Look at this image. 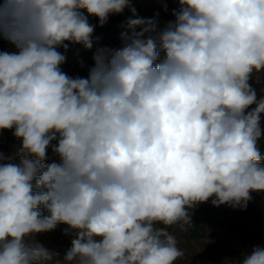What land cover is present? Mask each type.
Returning a JSON list of instances; mask_svg holds the SVG:
<instances>
[{
	"label": "clouds",
	"instance_id": "1",
	"mask_svg": "<svg viewBox=\"0 0 264 264\" xmlns=\"http://www.w3.org/2000/svg\"><path fill=\"white\" fill-rule=\"evenodd\" d=\"M177 2L157 41L158 14L131 0H0L15 49L0 51V132L19 141L0 151V264H176L167 226L264 193V97L250 83L264 72V0ZM126 8L119 48H98L86 78L62 71L65 42L93 47L80 9L103 27ZM59 224L62 259L29 243ZM224 264H264V245Z\"/></svg>",
	"mask_w": 264,
	"mask_h": 264
},
{
	"label": "rangeland",
	"instance_id": "2",
	"mask_svg": "<svg viewBox=\"0 0 264 264\" xmlns=\"http://www.w3.org/2000/svg\"><path fill=\"white\" fill-rule=\"evenodd\" d=\"M131 3L136 9V13L142 14L145 18L150 19L158 14L159 23L174 20L171 12L180 7L177 0H131ZM165 3L167 11H164ZM124 12L132 13L127 8ZM1 42L0 51L15 50L9 42L5 44ZM92 66L91 63L83 60L71 68L61 66V69L69 76L76 77L80 74L88 75ZM257 77H259V82H257ZM250 81L255 86L258 99L264 97V72L253 73ZM261 127L264 128V113L261 114ZM18 145L19 141L13 137L11 131L0 132V151L11 154ZM48 159L59 162V158L52 153L51 148L48 150ZM189 214L194 225L205 224L206 229L199 237H191L181 225L167 226L168 231L177 237L178 247L184 253V256L176 261V264H224L226 259L240 260L244 254L250 253L254 246L264 245V193H252V199L246 208L229 205L215 206L209 200L189 209ZM208 218L229 220L239 228L240 232L233 235L216 230L207 223ZM69 241L71 242V237ZM29 243L46 245L52 243L51 236L47 233H39L35 235L34 241L29 238ZM49 249L58 252L60 258H63L64 253L54 245L51 244Z\"/></svg>",
	"mask_w": 264,
	"mask_h": 264
},
{
	"label": "trees",
	"instance_id": "3",
	"mask_svg": "<svg viewBox=\"0 0 264 264\" xmlns=\"http://www.w3.org/2000/svg\"><path fill=\"white\" fill-rule=\"evenodd\" d=\"M84 15L88 16L89 23L95 25L94 33L92 35V45L91 49L86 48L83 44H72L69 42H65L68 44L67 51L64 48H59L63 55L66 57V62L61 65L64 68H71L76 63L86 60L87 62L94 65L93 55L98 48L107 47V48H117L122 43V34L129 32L127 21L130 18H134L132 13H126L123 11L121 14H111L108 17L107 23L104 24L103 27L99 26V20L97 17L89 16L85 9H80ZM138 17L145 18L142 14L136 13ZM167 22L158 23V28L155 33H152L154 38L157 39L160 32L164 30ZM139 30V29H137ZM2 41V42H1ZM0 42L5 44L7 41L0 39ZM164 53L160 52V58L163 59ZM159 62V61H158ZM88 75L80 74L79 77H87ZM253 88H255L253 82H251ZM255 107V105H253ZM259 147L261 149L262 154H264V139L259 141ZM47 163L53 162V160H47ZM56 162V161H55ZM47 214V213H45ZM207 223L212 226L216 230H220L223 232L231 233L233 235L239 234V228L231 221L225 219L218 218H208ZM181 225L184 229L189 233L191 237H199L205 232L206 225H194L193 222L188 224H174L172 226ZM158 227H166L163 224L157 225ZM68 228L65 224H59L57 227L50 231L45 232L51 236V242L46 245H42L45 248L49 249L51 244L54 245L60 252L65 253V251L71 246V242L69 241L70 236L64 234L65 230Z\"/></svg>",
	"mask_w": 264,
	"mask_h": 264
}]
</instances>
